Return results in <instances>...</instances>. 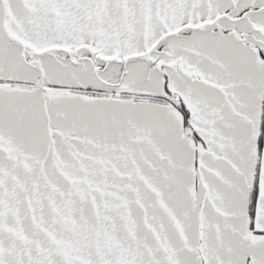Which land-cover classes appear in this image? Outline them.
Segmentation results:
<instances>
[{"label": "snow or ice", "instance_id": "1", "mask_svg": "<svg viewBox=\"0 0 264 264\" xmlns=\"http://www.w3.org/2000/svg\"><path fill=\"white\" fill-rule=\"evenodd\" d=\"M0 264H264V0H0Z\"/></svg>", "mask_w": 264, "mask_h": 264}]
</instances>
